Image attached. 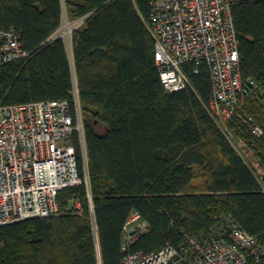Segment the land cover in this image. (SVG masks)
<instances>
[{
    "label": "trees",
    "instance_id": "trees-1",
    "mask_svg": "<svg viewBox=\"0 0 264 264\" xmlns=\"http://www.w3.org/2000/svg\"><path fill=\"white\" fill-rule=\"evenodd\" d=\"M150 14V0H0V28L17 30L29 53L0 68V107L66 100L75 112L77 88L86 145L85 159L75 136L81 181L60 192L54 216L0 227V264H122L133 212L149 231L132 251L234 226L264 243V182L208 111V67L187 66L192 87L167 92ZM233 16L247 93L227 126L264 168V1ZM65 20L82 22L71 55L58 36Z\"/></svg>",
    "mask_w": 264,
    "mask_h": 264
},
{
    "label": "built area",
    "instance_id": "built-area-1",
    "mask_svg": "<svg viewBox=\"0 0 264 264\" xmlns=\"http://www.w3.org/2000/svg\"><path fill=\"white\" fill-rule=\"evenodd\" d=\"M247 1L252 0H150L146 26L155 41L156 67L167 92L192 87L187 66H195L198 73L207 65L213 85L208 111L263 183L264 168L251 151L250 156L241 152L246 143L227 126L240 95L247 93L233 16V7ZM28 56L18 31L0 28V68ZM250 85L257 87L254 81ZM74 95L75 112L66 100L0 107V227L54 216L60 209V192L79 185L75 136L85 159L86 145L77 88ZM249 122L255 134H262L252 117ZM85 183L89 185L87 173ZM148 231L141 214L133 212L125 228L122 264H264V243L238 226L221 238L187 237L182 248L166 244L158 252L132 251Z\"/></svg>",
    "mask_w": 264,
    "mask_h": 264
},
{
    "label": "rangeland",
    "instance_id": "rangeland-1",
    "mask_svg": "<svg viewBox=\"0 0 264 264\" xmlns=\"http://www.w3.org/2000/svg\"><path fill=\"white\" fill-rule=\"evenodd\" d=\"M82 25L81 22L77 23H70L68 20H65L62 28L58 32V36L63 37L67 43V46L69 48V52L71 55V35L74 31V29L78 26ZM241 152L246 156V155H251L250 151H248L245 147L241 148ZM253 154V153H252Z\"/></svg>",
    "mask_w": 264,
    "mask_h": 264
}]
</instances>
